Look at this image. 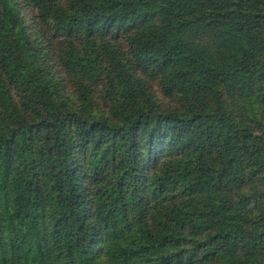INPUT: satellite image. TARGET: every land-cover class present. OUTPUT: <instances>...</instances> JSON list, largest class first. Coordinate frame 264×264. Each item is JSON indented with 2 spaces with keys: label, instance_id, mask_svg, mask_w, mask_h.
<instances>
[{
  "label": "trees",
  "instance_id": "obj_1",
  "mask_svg": "<svg viewBox=\"0 0 264 264\" xmlns=\"http://www.w3.org/2000/svg\"><path fill=\"white\" fill-rule=\"evenodd\" d=\"M0 264H264V0H0Z\"/></svg>",
  "mask_w": 264,
  "mask_h": 264
},
{
  "label": "rangeland",
  "instance_id": "obj_2",
  "mask_svg": "<svg viewBox=\"0 0 264 264\" xmlns=\"http://www.w3.org/2000/svg\"><path fill=\"white\" fill-rule=\"evenodd\" d=\"M20 8H21V13L23 17H25L27 21V26L29 30L31 31L34 30L37 33L39 31L40 34H42L41 36L45 39V40L42 39V44L44 47H46V49H48L51 52L50 56H52V58L50 57L49 58H50V62L52 60L53 68L56 71V76L58 77L60 84L65 88V90L70 91L72 87V82L70 78L64 73V71L60 69V66L56 62V56L54 54V52H57L59 50V46H62L63 44L62 40H60L58 37H51L52 32L49 29V24L45 25L41 22H38V19L36 17L37 12L33 6H31L30 4H27L26 2H23ZM49 40L51 41L50 43H49ZM151 85H152V89L154 93L156 94L157 98L160 100V102L163 105H169V104L175 105L176 104L173 100L165 97L162 94L161 89H160V84L157 81L151 80ZM96 92H97V96H100V93H101L100 87L96 89ZM14 96L16 99V94Z\"/></svg>",
  "mask_w": 264,
  "mask_h": 264
}]
</instances>
